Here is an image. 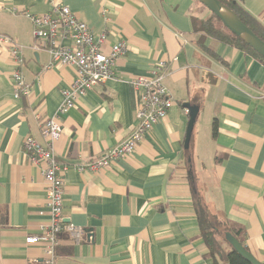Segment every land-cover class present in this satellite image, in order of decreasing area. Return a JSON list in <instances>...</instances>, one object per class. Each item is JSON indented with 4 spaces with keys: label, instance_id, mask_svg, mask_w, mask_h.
<instances>
[{
    "label": "crops",
    "instance_id": "crops-1",
    "mask_svg": "<svg viewBox=\"0 0 264 264\" xmlns=\"http://www.w3.org/2000/svg\"><path fill=\"white\" fill-rule=\"evenodd\" d=\"M58 4L93 33H105L104 52L117 40L127 50L114 79L78 95L60 116L53 148L67 166L62 214L83 235L61 233L54 264H213L193 208L194 184L213 209L242 227L246 249L264 264V64L195 32L192 20L206 16L196 0H0V34L22 57L17 66L9 46H0V264H45L40 245L25 242L50 214L46 184L23 143L32 136L46 145L42 122L55 114L75 69L48 66L49 54L33 48L29 16ZM242 4L264 24V0ZM158 61L173 98L166 117L130 155L95 172L75 169L129 135L136 122L130 81L149 77ZM15 70L30 86L25 96H14ZM188 107L196 118L185 148Z\"/></svg>",
    "mask_w": 264,
    "mask_h": 264
},
{
    "label": "built area",
    "instance_id": "built-area-1",
    "mask_svg": "<svg viewBox=\"0 0 264 264\" xmlns=\"http://www.w3.org/2000/svg\"><path fill=\"white\" fill-rule=\"evenodd\" d=\"M33 25L35 50H45L50 56L48 66L62 64L75 69L70 86L61 91L62 100L55 114L42 122L43 146L32 136L23 143L29 161L37 165L46 184V205L50 214L48 224L41 226L40 234L26 237V244H38L45 264H54L58 237L66 233L73 240L81 239L82 229L65 221L63 211V174L67 166L58 160L53 143L61 135L60 116L74 106L75 98L94 86L115 78L118 58L127 50L124 40H117L103 51L106 41L104 32L93 33L68 6L53 5L50 11L29 16ZM67 41L68 44H65ZM8 45L10 56L17 66L22 57L17 44L6 34H0V46ZM165 64H153L149 77H136L130 81L135 97L136 122L129 135L107 154L77 163L78 171L95 172L107 168L114 160L130 155L144 135L161 119L165 118L173 104V98L163 83ZM15 97L25 96L30 91L22 74L15 70L11 74Z\"/></svg>",
    "mask_w": 264,
    "mask_h": 264
},
{
    "label": "trees",
    "instance_id": "trees-1",
    "mask_svg": "<svg viewBox=\"0 0 264 264\" xmlns=\"http://www.w3.org/2000/svg\"><path fill=\"white\" fill-rule=\"evenodd\" d=\"M219 1L229 7L256 36L264 41V24L243 7V0ZM192 26L195 32L202 33L203 36L214 37L223 43L235 46L264 64V58L226 29L213 13L210 12V16L207 18H194ZM201 39L202 37L198 39V44H201ZM215 131L216 127L215 123H213L212 133L215 134ZM192 192L193 208L197 218L199 233L206 247V255L212 259L213 264H218L219 262L225 264H252L232 247L227 238V235L235 237L245 247L242 227L230 224L225 217L213 209L205 201L197 185L195 186L194 184Z\"/></svg>",
    "mask_w": 264,
    "mask_h": 264
},
{
    "label": "water",
    "instance_id": "water-1",
    "mask_svg": "<svg viewBox=\"0 0 264 264\" xmlns=\"http://www.w3.org/2000/svg\"><path fill=\"white\" fill-rule=\"evenodd\" d=\"M197 1L213 13L226 29L240 38L264 58V41L256 36L229 7L221 3L219 0ZM188 114L189 118L184 139L185 148L188 147L189 144L192 127L196 118V108L188 107ZM227 238L232 247L247 261L252 264H262L235 237L227 235Z\"/></svg>",
    "mask_w": 264,
    "mask_h": 264
},
{
    "label": "rangeland",
    "instance_id": "rangeland-1",
    "mask_svg": "<svg viewBox=\"0 0 264 264\" xmlns=\"http://www.w3.org/2000/svg\"><path fill=\"white\" fill-rule=\"evenodd\" d=\"M197 6H198V10L197 11H200L202 13V15H206V16L200 17V18H207V17L210 16V11L206 7H204L199 2H197Z\"/></svg>",
    "mask_w": 264,
    "mask_h": 264
}]
</instances>
